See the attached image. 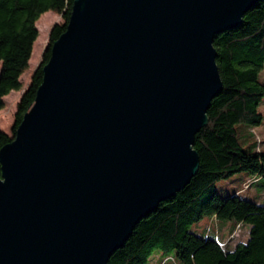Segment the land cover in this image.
Here are the masks:
<instances>
[{"label": "water", "instance_id": "1", "mask_svg": "<svg viewBox=\"0 0 264 264\" xmlns=\"http://www.w3.org/2000/svg\"><path fill=\"white\" fill-rule=\"evenodd\" d=\"M258 1L74 0L0 148V264H107L189 183L222 90L213 39Z\"/></svg>", "mask_w": 264, "mask_h": 264}, {"label": "trees", "instance_id": "2", "mask_svg": "<svg viewBox=\"0 0 264 264\" xmlns=\"http://www.w3.org/2000/svg\"><path fill=\"white\" fill-rule=\"evenodd\" d=\"M73 2L0 0V110L4 97L21 89L20 77L28 68L39 17L51 11L62 20L52 27L41 62L16 105L11 134L0 130V148L12 141L33 102L42 82V67L52 43L65 31ZM213 47L222 90L211 100L207 123L194 137L198 169L181 191L139 221L107 264H147L155 251L164 253L158 254L156 264H264V149H259L253 130L264 120L259 110L264 102V82L259 79L264 67V0L246 12L238 28L216 35ZM239 125L250 130L238 129ZM251 139L253 143L243 148L242 143ZM240 172L252 179L222 197L215 183ZM256 182L261 183L262 203L241 196ZM203 218L211 221L204 235L189 231ZM238 226L247 228L246 239L227 246L222 230L233 233Z\"/></svg>", "mask_w": 264, "mask_h": 264}, {"label": "rangeland", "instance_id": "3", "mask_svg": "<svg viewBox=\"0 0 264 264\" xmlns=\"http://www.w3.org/2000/svg\"><path fill=\"white\" fill-rule=\"evenodd\" d=\"M46 13V12H45ZM41 15L36 22V28L38 30V36L33 44L31 58L28 63V68L23 72L20 77L21 81V89L19 91H14L13 93H9L4 98V107L0 110V130L4 131L8 134H11V127L13 125V116L16 111V105L18 103V97L22 95V93L26 90L30 83V76H32L33 72L41 62L42 54L47 46L49 33L54 26V24L62 23V20L59 15L56 14L55 23L53 20L48 19L50 21H46L47 18L45 15L50 14L52 12ZM259 79L264 82V67L263 70L259 74ZM20 99V98H19ZM260 112L264 115V102L259 105ZM239 128H246L247 131L250 130L249 127H244V125H239ZM252 129V128H251ZM255 132V138L259 142V149H264V120L260 126L253 128ZM253 143V139L249 140L248 143H242L243 148L248 147ZM252 179V175L246 172L236 173L226 179L218 180L215 183L216 191L222 196L227 197L232 195L234 191L242 188L243 183ZM260 182L252 183L248 190H246L241 196L245 199H249L252 201H256L257 203H262L261 191H260ZM211 221L208 218H203L199 222L193 224L189 231L196 233L197 235H204L205 230L210 227ZM223 241L227 243V246L232 247L234 243L238 241H244L247 236V228L244 226H238L234 229V232H227L222 230ZM232 233V238L227 242L228 236ZM158 254L164 255L162 251H155L154 255L151 257L147 264H156ZM168 255L172 256L173 253L170 252ZM169 264H172L169 262ZM174 264V263H173Z\"/></svg>", "mask_w": 264, "mask_h": 264}, {"label": "crops", "instance_id": "4", "mask_svg": "<svg viewBox=\"0 0 264 264\" xmlns=\"http://www.w3.org/2000/svg\"><path fill=\"white\" fill-rule=\"evenodd\" d=\"M49 12H51V11H48V12H46V13H49ZM46 13H45V14H46ZM42 15H44V14H42ZM57 15H58V14H57ZM45 16L47 17V18L45 19L46 21H50V20H48V19H51V20L54 21V23L56 22V21H55V17H57V16H56V13L52 12V13H50V14H46ZM30 77H31V76H30ZM13 92H14V91H11L10 93H13ZM5 97H6V96H5ZM5 97H4V98H5ZM19 98H20V96L18 97V100H19Z\"/></svg>", "mask_w": 264, "mask_h": 264}]
</instances>
